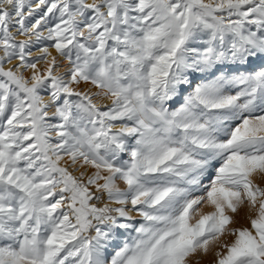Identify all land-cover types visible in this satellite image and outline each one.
I'll return each mask as SVG.
<instances>
[{
  "label": "snow or ice",
  "instance_id": "obj_1",
  "mask_svg": "<svg viewBox=\"0 0 264 264\" xmlns=\"http://www.w3.org/2000/svg\"><path fill=\"white\" fill-rule=\"evenodd\" d=\"M264 264V0H0V264Z\"/></svg>",
  "mask_w": 264,
  "mask_h": 264
},
{
  "label": "bare ground",
  "instance_id": "obj_2",
  "mask_svg": "<svg viewBox=\"0 0 264 264\" xmlns=\"http://www.w3.org/2000/svg\"><path fill=\"white\" fill-rule=\"evenodd\" d=\"M207 259L208 258H205V260L202 262V264H207Z\"/></svg>",
  "mask_w": 264,
  "mask_h": 264
}]
</instances>
